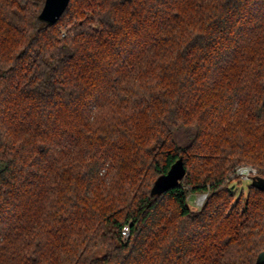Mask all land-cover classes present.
I'll return each mask as SVG.
<instances>
[{"label": "trees", "instance_id": "1", "mask_svg": "<svg viewBox=\"0 0 264 264\" xmlns=\"http://www.w3.org/2000/svg\"><path fill=\"white\" fill-rule=\"evenodd\" d=\"M43 4L0 0V264H259L264 0Z\"/></svg>", "mask_w": 264, "mask_h": 264}, {"label": "water", "instance_id": "2", "mask_svg": "<svg viewBox=\"0 0 264 264\" xmlns=\"http://www.w3.org/2000/svg\"><path fill=\"white\" fill-rule=\"evenodd\" d=\"M68 3L69 0H44L43 7L38 15V18L46 23H53L62 15ZM185 172L186 170L184 168L183 161L179 158L170 166L165 175L157 179L151 189V195L159 194L177 186L179 180L185 175ZM257 263L264 264V250L259 254Z\"/></svg>", "mask_w": 264, "mask_h": 264}, {"label": "rangeland", "instance_id": "3", "mask_svg": "<svg viewBox=\"0 0 264 264\" xmlns=\"http://www.w3.org/2000/svg\"><path fill=\"white\" fill-rule=\"evenodd\" d=\"M192 131L190 130H186V129H180L178 130L176 133H175V141L179 144V145H185L188 143L189 141V138H190V133ZM245 167H251V166H246V165H241V166H238L236 169H235V174L237 176H239L241 178V180L243 181L240 185V187H242L243 189L246 188V185H247V181L250 180V177L249 178H245V173L246 172H243V174L239 173L240 171L237 170V169H241V168H245ZM253 168V167H252ZM255 169V168H254ZM255 173H256V170H255ZM243 177V179H242ZM205 195V196H204ZM204 196V197H203ZM207 196V193H193V194H189L187 196V204L188 206L191 208V210L193 212L199 210L201 208V206L203 205V202L205 200Z\"/></svg>", "mask_w": 264, "mask_h": 264}, {"label": "built area", "instance_id": "4", "mask_svg": "<svg viewBox=\"0 0 264 264\" xmlns=\"http://www.w3.org/2000/svg\"><path fill=\"white\" fill-rule=\"evenodd\" d=\"M239 170L241 174H243V172H246L245 173V178H249L251 175L255 174V169L252 168V167H245V168H241V169H237ZM243 179V177H242ZM204 197V196H203ZM121 236L123 239H127L129 237V227L126 225L122 228L121 230Z\"/></svg>", "mask_w": 264, "mask_h": 264}]
</instances>
